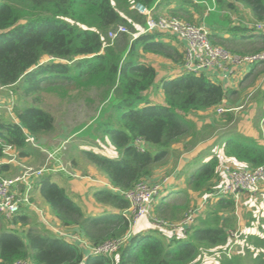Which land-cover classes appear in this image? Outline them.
<instances>
[{
	"label": "trees",
	"instance_id": "trees-1",
	"mask_svg": "<svg viewBox=\"0 0 264 264\" xmlns=\"http://www.w3.org/2000/svg\"><path fill=\"white\" fill-rule=\"evenodd\" d=\"M159 1L0 0V85L10 86L18 95L14 118L0 107V158L4 157L6 144L12 146L17 158L28 156L34 146L27 136L36 144V139L53 130V115L35 104L40 91L64 97L71 88L99 89L102 101H112L110 110L97 121L94 130L106 137L117 155L89 149L82 152L106 176L111 187L95 190V202L121 211L126 209L128 201L120 191L148 179L172 144L195 133L196 125L191 126L185 115L216 106L222 98L235 94L204 72L181 69L180 73L157 79L155 66L141 60L142 55L150 53L181 65L184 48L175 36L138 30L134 38L129 33L113 40L107 37V32L118 24L130 30H136V25L145 26L144 16L134 5L140 3L155 9ZM177 1L189 4L193 12L204 11L208 16L206 24L213 25L210 31L207 28L212 43L233 54L264 49V28L256 27L257 23L264 25V0H214L215 9L211 11H207V2L212 0ZM240 6L247 9L245 22L235 15L231 17V13L240 15ZM193 12L185 6L172 8L167 14L199 24L192 20ZM225 33L230 35L225 37ZM257 37L263 46L248 51L229 48L224 43ZM153 87L160 90L161 103L150 99ZM27 97L32 98L30 104ZM223 136L226 157L252 169L264 165L262 144L241 133ZM232 161L230 167L235 166ZM225 163L223 157L214 154L192 172L190 188L206 195L217 192V180ZM37 186L61 224L78 226L92 244L120 237L129 227L121 211L106 210L101 216H87L50 175L39 177ZM190 200L186 196L181 204L172 206L180 212V220L193 208ZM204 202L207 204L203 212L197 209L183 232L176 231L178 235L167 240L156 229L130 234L111 256L86 253L51 231L28 229L22 237L3 227V223L24 220L25 215L20 212L6 218L0 214V264H12L17 259H27L30 264H195L204 255L221 251L232 242L229 233L235 214L233 199L227 195L207 196ZM238 239L242 241L237 249L229 255L221 252V264H264V236L251 234L248 228Z\"/></svg>",
	"mask_w": 264,
	"mask_h": 264
},
{
	"label": "crops",
	"instance_id": "crops-1",
	"mask_svg": "<svg viewBox=\"0 0 264 264\" xmlns=\"http://www.w3.org/2000/svg\"><path fill=\"white\" fill-rule=\"evenodd\" d=\"M163 1L164 3L161 4L160 2H163ZM192 1L195 2V0H192ZM207 4H208L207 5L208 7H214L215 2L214 0H212V3L207 2ZM185 6H187L190 12H193V8L189 4H186L183 2L179 3L177 0H160L159 3L157 4L158 8L156 7L155 9H153V12L157 16L161 14H167L168 11L171 10L172 8H180V7L185 8ZM239 10H240V15L238 14L232 15L231 13V17H234V15L235 17H239V18H243V16L244 17L246 16L247 14L246 8L240 6ZM198 13H200V11ZM198 13L193 12V17H198ZM202 15L205 16V13ZM201 18L203 22H197V23L205 25L207 20L204 22L203 16ZM209 24L211 27L213 26L211 22H209ZM205 26L210 31V26H208L207 24ZM216 31L220 32L219 30H216ZM229 35L230 34L228 33L224 34L225 37H228ZM178 41L184 48V43L181 42L179 39ZM152 55L153 54L145 53L143 57L141 58V60L151 63L152 65L155 66L157 70V79L162 76L175 75L178 72L179 73L182 72L180 64L175 65L174 63L168 60L162 61L161 62L162 65L169 64L170 62L175 67L173 68L170 67V69L167 72H164L162 69H160L161 63L156 64L157 60L153 59V57H151ZM153 56L157 57L156 55H153ZM235 73H236L235 78L233 76L232 78L226 79L223 77L215 76L214 73H212L214 76H212L211 78L217 82H220L224 87L230 88L235 91V94H233V96H229L228 103L230 107L242 106L241 109H238V110L234 109V110L227 111L223 114H218L216 111V106H213V107H210L204 110L192 111V112L187 113V114H192V116L190 115V118H189L190 120L193 116H195L196 119H198L197 121H195V123L197 122L196 129L202 130V131H204V129L202 128L209 129L210 135H208V137L206 138H203V137L199 138L201 132L195 129V133L193 135H188L184 137L183 139H181L182 142H184L183 147L179 146L181 141L175 142L174 144H172L173 149L178 150V151H173L176 153L177 158H178L177 160L178 165L175 166V169L173 170V174H172L174 177L173 178L174 180L170 179L169 183H167V181L163 183L161 191L159 192L162 194L159 197L156 196L154 198V202L152 206L153 215H157V214L159 215L160 210L158 209L159 208L161 209L162 205L166 204V202H169V200H171L172 198L177 199V197L181 196L184 199V197L186 196H191V193L193 192H196V193L202 192V191L192 190L191 188H189V183H188L192 172H194V170H196L199 167V166L198 167L196 166L199 165L201 162H205L209 160L214 154H216L219 157L222 156L226 160V162L231 164L232 159L229 158L228 156L226 157L224 153V138L225 137L223 136V134L227 136L228 134L235 133V132L241 133L243 135H246L247 137L254 139L257 143L262 144L264 146V65L262 63L250 64L245 69L238 70ZM246 80L250 81L251 84L254 83L258 87L256 92L253 94V97L250 99L249 103L247 100L245 101L247 103H245L244 97H243V94H244L243 90H247V88L243 87L244 85L243 82ZM150 92L151 93L149 96L151 100L157 101L160 103L162 102V95H161L160 90H157L153 87L150 90ZM156 94L157 96H155ZM244 103L248 105V106L246 105L245 108H243ZM233 112H234V116L237 115L236 123L233 124V125H236V127L224 125L222 126V128H220L218 127V125H214L215 122L221 123V122L226 121L225 118H227L229 122L230 116L233 115ZM205 115L206 117L207 115H214V116H212L211 119H207L209 117L206 118ZM198 116H200V118H198ZM203 116L205 118H203ZM200 125H202V128H200ZM218 133L222 136L219 137L217 135ZM45 135H41L39 137V140L43 141L42 139H44L43 137H45ZM194 137H195V140L193 142H190V139H193ZM44 141H46V139ZM108 144L110 146L108 148L113 149L111 150L113 151V154H110V153L108 154V152L104 150L102 151L107 155L116 156L117 153L113 145H111L109 142ZM40 152L41 151L34 149L28 156H22V157L20 156L18 157L17 162H13V163L6 162L5 157L0 158V165H6V167L0 168V176L10 177V176L16 175V173L12 174L14 172V168L17 173L20 172L21 169L17 165H19V163L22 165L23 164L26 165V163H31V160L33 158L37 159L36 160L37 163L35 164L34 162L35 165L33 167L37 168V167L43 166L47 160L46 159L47 157H44L43 153L40 154ZM49 160L48 161L50 163L48 162V165L50 164V167L52 169L46 170L45 172H43L42 175L38 177L31 176L30 178L31 185H32L30 195H31V199L34 202V207H31L28 205H22L16 213L22 212V214L25 215L24 220L16 219L12 222H9L8 224L3 223V227L17 231L18 234H21L22 237H24V234H26V231L28 229H32L38 232L39 231L40 232L51 231V229H49L48 226L43 223V217H44L47 220L51 221L52 226H59V227H63L65 229H68L74 232H78L82 236H84L86 239H88L83 234V232L80 230L78 226L76 225L64 226L52 214V212L49 209L48 204L40 196L39 191H38V186H37L38 179L39 177L44 176V175H50L51 179L56 184L63 187L66 190V192H68L71 195L73 201L81 207L83 213L86 214L87 216L89 215L94 216V217L101 216L103 213H105L106 210H112L115 213H120L121 210L116 209V208H111L106 205H102L98 202H95V200L93 199V193L95 192V190H98L101 188H111V187L109 185V181L106 178V176L99 169H97L92 163L86 162V159H84L85 163L84 162L83 163L85 164V169L83 165L80 166L82 170L80 172L81 175H76L75 177H69L66 171V168L64 167L65 164L64 163L62 164L60 160L57 159V157L55 158L53 157L52 159H49ZM199 161L201 162L198 163ZM40 162L41 164H39ZM72 162L76 163L75 159L72 158L71 163ZM232 163H233L232 165H236V166H240L242 164V163L237 162L236 160L232 161ZM229 164L228 166H230ZM224 166L225 165H223V167ZM74 169H76L75 166H74ZM155 177H156L155 174L152 172L148 180L151 183L158 182L156 181ZM167 193L169 194L166 195L165 197V194ZM257 193L259 195V198H261L260 206L264 209V183H261ZM254 196H255V193L253 195L242 194V199L244 200L248 198V201H251L253 200ZM163 197H165V199ZM36 203L37 205H35ZM242 204H245V200L243 203H241V205ZM155 209H156V212H155ZM30 212L33 213L34 217L37 218V221L42 224L41 226L38 224L32 225L30 221V217H29ZM240 214H241L240 217L242 218V211L240 212ZM164 215H166L167 217L166 220H169V221H179L181 218L180 212H178L176 209H172V212H169L168 214H164ZM0 226H2V224H0ZM249 227H250L249 231L251 234L262 235V233H259L255 228H253V224L252 226H249ZM148 229H155L151 225V217L143 216L139 220L136 221V223L134 224L132 228L129 226L126 233L136 234L142 231H146ZM161 233L167 240L173 236H176V234L178 235L176 231L166 229V228H163L161 230ZM214 254H216V252L212 253L211 255L205 258H211V256ZM208 261L210 262V260Z\"/></svg>",
	"mask_w": 264,
	"mask_h": 264
},
{
	"label": "built area",
	"instance_id": "built-area-1",
	"mask_svg": "<svg viewBox=\"0 0 264 264\" xmlns=\"http://www.w3.org/2000/svg\"><path fill=\"white\" fill-rule=\"evenodd\" d=\"M139 14L144 16L145 26L140 29L141 32L159 31L175 36L184 43L183 61L180 65L181 69L189 72H204L210 77L218 76L226 79L236 77V71L245 69L250 64L262 63L264 65V49L247 54H233L224 47L212 43L208 38V29L203 24H192L182 20L176 16L169 14L155 15L153 9L148 8L140 3L134 5ZM214 7H208L207 11L213 10ZM257 28H264L261 23L256 24ZM122 33H129V29L124 24H118L116 27L107 32V37L113 40ZM138 33L132 34V38ZM214 73V75L212 74ZM0 91H6L7 102L0 105L5 112L13 117L14 94L10 86L0 85ZM239 107H230L227 98H222L216 105L218 114H223L230 110H236ZM33 143L31 136H27ZM140 143V142H139ZM35 145V144H34ZM6 162H17V156L12 151V146L6 144L3 149ZM53 154L47 153V160L43 166L33 168L31 166H23L19 175L13 177H0V214L9 218L16 213L22 205L34 207L31 201V181L30 178L38 177L46 170L52 169L48 165V160L52 159ZM261 183H264V165H260L254 169L240 166H227L222 170L221 179L217 184V192L210 193L207 196L227 195L234 201V213L237 214L238 208L241 206L242 194H254L258 191ZM163 183L153 182L148 179H141L132 187L121 190L120 193L128 201V207L122 210V214L127 218L129 226L132 228L137 220L143 216L151 217L153 228H167L173 231L183 232L192 219L194 213L202 206L193 207L188 210L184 218L179 221L164 220L152 215V206L154 198L161 191ZM43 223L51 229L55 235L72 241L81 247L86 253L103 254L111 256L117 249L123 245L130 233L116 238L106 239L96 244H92L84 236L78 232H74L63 227L52 226L50 220L43 217ZM182 234V233H181ZM238 229L230 230V238L232 242L223 248L221 252L229 255L232 252V246L238 239ZM211 255V254H210ZM12 264H30L27 259H17Z\"/></svg>",
	"mask_w": 264,
	"mask_h": 264
},
{
	"label": "rangeland",
	"instance_id": "rangeland-1",
	"mask_svg": "<svg viewBox=\"0 0 264 264\" xmlns=\"http://www.w3.org/2000/svg\"><path fill=\"white\" fill-rule=\"evenodd\" d=\"M160 3L163 4L164 1L160 2ZM202 12L203 11L201 10L200 13H198V17H193L192 20H196V22H203V20H201L202 19L201 17L203 16V19L205 22L208 19V16L202 15V14H204ZM239 21L245 22V19L239 18ZM205 25H206V23H205ZM136 27H137L136 30H130L129 29V35L131 37H132V34H136V31L142 29L144 27V25H142V26L136 25ZM247 35L250 36V34H248V33H247ZM249 38L234 42L235 40H238V39H235V40H232L231 42L225 41L224 43H225V46H227L229 48L235 47L237 49L240 48L244 51H248L249 49L258 48V47L263 46L262 40H260L258 37L252 38V39H249ZM174 39L176 40L177 38H174ZM143 55H142V57H143ZM151 57H153V59L157 60L156 64H160L162 61H167L165 58H161L158 56L154 57L152 55ZM154 64H155V62H154ZM170 67L173 68L175 66L170 62H169V64H163V65L161 63L160 69H162L164 72H167L170 69ZM243 84H244L243 87L247 88V90H243L244 102L247 100L249 103L250 99L253 97V94L256 92L258 87L254 83L251 84L250 81H248V80L244 81ZM7 95H8V93L6 91H0V105L6 104ZM38 95H39V98L37 100V103H35V104L41 106L43 109L47 110L48 112H50L53 115V117H54V128L51 132L47 133L45 135V137H43L44 138V139H42L43 141L36 139L35 143L37 144V146L34 147V149L41 151L40 154L43 153L44 157H47V153L53 154L54 158L57 157V159H59L62 164L63 163L65 164L64 167L66 168V171H67L69 177H75L76 175H81L80 174V172L82 171L80 168L81 165H83L84 169H85V164H84L85 160L84 159H86V158L84 157V154L82 152L83 149H89V150H93V151L98 152V153L105 154L102 151V150H104V151L108 152V154L109 153L113 154V151H111L113 149L108 148L110 146L108 144L106 137L102 136L101 134L96 133L94 130V125H96L97 121L100 118H102L103 116H105L108 113V111L110 110L109 106H110V102L112 101V98H110L107 102L102 101L101 90L95 89L93 87L90 89H87V90L71 88V89H69L68 93L64 97H61V96H59L53 92H46V91H40V93ZM155 96H157V94ZM16 97H18V95L15 94L14 95V98H15L14 106L15 107H16V104L18 101V99ZM27 98L28 99L26 100V102H29V104H30V102H32L31 101L32 98H30V97H27ZM20 103L21 102L19 100V104ZM245 103H247V102H245ZM245 103H244L243 108H245V106L247 105ZM238 109H241V107L237 108V110ZM190 115L192 116V114H186L185 118L189 119ZM212 116H214V115H207V117H209V118H207L205 115V117L207 119H211ZM205 117L203 116V118H205ZM236 117H237V115L234 116V112H233V115L229 119V122H228V119L225 118L226 121L221 122V123L215 122L214 125H218V127H220V128H222V126H224V125L236 127V125H233L236 123ZM198 118H200V116H198ZM197 120L198 119H196V117L193 116L190 120L191 121L190 125L191 126L196 125L197 122L195 123V121H197ZM200 128H202V125H200ZM202 129H204V131L196 129L197 131L201 132L199 138L208 137V135H210L209 129H206V128H202ZM224 131H226V130H224ZM230 131H232V130H230ZM217 135L219 137L222 136L219 133ZM45 139H46V141H44ZM194 140H195V137L193 139H190V142H193ZM180 141H179L180 142L179 146L183 147L184 142H182V140H180ZM75 143H78L77 145H80V146L75 145ZM39 146H41V147H39ZM70 148H73L74 150L70 149ZM173 151H178V150L177 149L174 150L173 145H172V146H170V152L167 154V156L165 158H163V161L160 164H156L152 169V172L156 176L155 177L156 181H158L159 183H164L166 181H167V183H169L170 179L174 180L173 179L174 177L172 174H173V170L175 169V166L178 165V163H177L178 158H177L176 153ZM72 156H74V157H72ZM71 157L73 159H75L76 163H74V164L71 163ZM17 160H18V158H17ZM36 160L37 159L33 158L31 160V163H26V165H24V164L22 165L19 163V165H17V166H19L20 169H22L23 166L33 167L37 163ZM34 162H35V164H34ZM41 162L39 164H41ZM86 162H88V161L86 160ZM200 162L201 161H199L198 163H200ZM202 164H203V162H201L196 167L201 166ZM228 164L229 163L226 162L225 166H228ZM74 166L78 170L74 169ZM49 167H50V164H49ZM33 168H35V167H33ZM20 172L17 173L15 168H14V172L12 174L16 173V175H19ZM220 175H219L218 180H217L218 183L221 179ZM13 176H15V175H13ZM13 176H10V177H13ZM0 177H3V176H0ZM189 188H190V186H189ZM187 190H188V188H187ZM257 192H255V196H254L253 200L248 201V198L244 199L245 204H242L236 212L237 215L234 214V217H232L233 218V226H231V230L234 228L238 229V234H237L238 237H240V233H247L248 228H250L249 226H252V224H253V228H255L259 233H262V235H260V236H264V209L260 206L261 205L260 204L261 198H259V195ZM168 194L169 193L165 194V197ZM165 197H163V198L165 199ZM187 197H189L191 199L190 203H189L190 205H193V207H198L201 205L202 207L200 209H202V210L199 209V212L200 213L203 212L204 205L207 204L206 202H204L206 194H203L202 192L201 193L200 192L199 193L193 192V193H191V196H187ZM173 199H175V198H172L171 199L172 201L169 200V202H166V204L162 205L161 209L160 208L158 209V210H160L159 215L158 214L157 215L152 214V215L155 217L166 220L167 217L164 214H168L169 212H172V206L181 204L184 201L185 197L183 199V197L179 196V197H177V199H175V200H173ZM244 200L242 199L241 203H243ZM31 201L33 202L32 199H31ZM35 205H37V203ZM241 211H242V218L240 217ZM194 215H195V213H194ZM194 215H193V217H194ZM29 217H30V221H31L32 225H35V224L36 225L38 224L40 226L42 225L40 222L37 221V218L34 217L33 213L30 212ZM151 225H152V223H151ZM155 229L159 230L161 232L163 227L162 228H155ZM241 241L242 240H240V239L237 240L236 243L232 246V249H235V248L237 249L239 244L241 243ZM241 251L244 255H246L244 248H242ZM209 255L210 254L204 255L201 259L199 258V261L195 264H221L220 253L216 252V254L212 255L211 258H205ZM208 260H210V262Z\"/></svg>",
	"mask_w": 264,
	"mask_h": 264
},
{
	"label": "bare ground",
	"instance_id": "bare-ground-1",
	"mask_svg": "<svg viewBox=\"0 0 264 264\" xmlns=\"http://www.w3.org/2000/svg\"><path fill=\"white\" fill-rule=\"evenodd\" d=\"M34 147H36L37 145H34V144H32Z\"/></svg>",
	"mask_w": 264,
	"mask_h": 264
}]
</instances>
